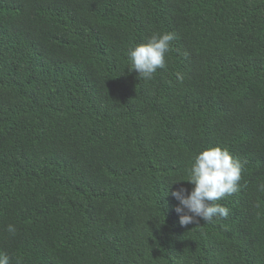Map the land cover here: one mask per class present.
<instances>
[{"label": "trees", "instance_id": "trees-1", "mask_svg": "<svg viewBox=\"0 0 264 264\" xmlns=\"http://www.w3.org/2000/svg\"><path fill=\"white\" fill-rule=\"evenodd\" d=\"M163 32L167 67L142 79L128 50ZM209 146L240 190L226 219L181 226L171 192ZM261 184L264 0H0L10 264H264Z\"/></svg>", "mask_w": 264, "mask_h": 264}, {"label": "clouds", "instance_id": "clouds-1", "mask_svg": "<svg viewBox=\"0 0 264 264\" xmlns=\"http://www.w3.org/2000/svg\"><path fill=\"white\" fill-rule=\"evenodd\" d=\"M174 39L171 32L153 33L146 43L129 48L131 68L142 79L151 80L158 69H166V55ZM177 79L182 80V75L177 73ZM242 170V163L226 148L209 146L200 151L188 169L187 181L193 185L190 193L184 187L171 192L179 201L175 211L180 214L181 226L193 223L198 225L201 220L212 223L214 217L226 219L229 209L218 201L240 190ZM259 190L264 191V184L259 185ZM6 230L11 235L16 233V227L12 224ZM0 264H10V257L0 252Z\"/></svg>", "mask_w": 264, "mask_h": 264}]
</instances>
